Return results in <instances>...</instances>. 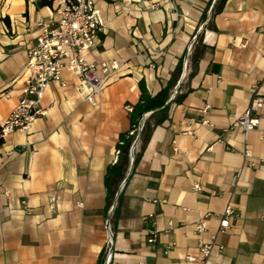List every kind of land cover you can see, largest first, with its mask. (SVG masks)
<instances>
[{
    "label": "crops",
    "instance_id": "crops-1",
    "mask_svg": "<svg viewBox=\"0 0 264 264\" xmlns=\"http://www.w3.org/2000/svg\"><path fill=\"white\" fill-rule=\"evenodd\" d=\"M38 1L0 0V126L22 97L36 24L58 19ZM92 1L104 31L86 58L105 63L109 81L93 107L78 78L63 73L65 87L51 82L44 93V114L3 139L0 264H97L109 246V264H200L184 259L199 258L227 203L235 214L205 264H264V107L258 128L244 135L236 124L264 96V0H227L215 31L206 24L216 0ZM198 35L204 50L193 66ZM180 60L185 97L169 105L122 188L111 244L104 178L129 131L124 107L138 103L140 81L156 95Z\"/></svg>",
    "mask_w": 264,
    "mask_h": 264
},
{
    "label": "built area",
    "instance_id": "built-area-1",
    "mask_svg": "<svg viewBox=\"0 0 264 264\" xmlns=\"http://www.w3.org/2000/svg\"><path fill=\"white\" fill-rule=\"evenodd\" d=\"M55 12L58 15L56 21L42 20L36 24L38 33L35 43L26 53L27 61L23 71L25 81L22 97L9 117L1 124V139L15 131H28L31 123L44 114L41 108L44 93L51 82H56L61 87H65L66 83L62 78L63 73L78 78L77 90L84 92V101L93 107L97 106V97L109 81L107 65L105 63L96 65L86 58L87 53L95 49L100 43V37L104 31L103 22L95 9L93 1L56 0ZM191 52L192 49L189 46L186 55H190ZM186 64V61H184L183 70L186 68ZM110 68L115 69L116 66L112 64ZM177 95H179L178 84L172 89L168 102L174 100ZM261 107H264V96L254 95L251 98L249 109L237 118L236 124L242 128L244 135L258 128L259 119L255 116V112ZM124 109L128 113L132 112V107L128 105ZM145 117L146 114L138 126L129 132L130 136H134L132 145L137 141L138 146ZM202 124H205V122ZM189 134L192 133L189 132ZM118 155L119 151L116 150L115 158ZM248 157L249 152L245 147L244 158ZM194 190H199V186L194 185ZM234 214L231 203H227L220 215L216 232L208 242L203 243L198 249L199 258L187 255L184 260L189 263L205 264L210 255L219 248L217 237L229 229L228 219ZM151 218V215L147 216V219ZM195 229L198 233L204 232L206 229L205 222L203 220L199 221L195 225ZM148 242H154L153 232L149 234ZM111 257L112 253L109 246L107 247L104 264H109Z\"/></svg>",
    "mask_w": 264,
    "mask_h": 264
},
{
    "label": "trees",
    "instance_id": "trees-1",
    "mask_svg": "<svg viewBox=\"0 0 264 264\" xmlns=\"http://www.w3.org/2000/svg\"><path fill=\"white\" fill-rule=\"evenodd\" d=\"M53 0H39L37 2L38 8H51ZM227 0H216L214 5L211 8V17L207 22L206 27L209 30L215 31V26L212 22L214 16L219 14ZM206 20V13L203 14V21ZM3 21L8 23V18H4ZM204 50V46L202 45L201 36L196 37V46L195 51L192 57V63H194L197 59L200 58L202 52ZM182 72V60H180L174 69L169 81L167 84L154 96H151L145 87L143 81L138 83V88L140 91V98L136 105L132 107V112L129 114V131L127 133L121 134L119 136V143L117 144V150L119 151V155L117 157L116 162L113 165H109L106 168L104 184L107 191V207L110 208L115 197V194L124 180L129 164H130V148L134 141V136H130L129 132L135 129L140 121L142 120L145 114L150 113V116L143 121L142 130L139 135L138 142V151L134 153V161L133 166L135 167L138 163V160L146 147L149 138L151 136L152 130L161 126L163 122L167 119L169 105L171 103L180 104L185 97V94H179L175 97L174 100L168 102L170 93L172 89L176 86L180 75ZM193 73V71H192ZM191 73V75H192ZM1 130V129H0ZM4 141L0 138V147L3 145ZM120 197V196H119ZM118 197V199H119ZM117 199V200H118ZM107 249L102 250L98 256L97 264H104L106 257Z\"/></svg>",
    "mask_w": 264,
    "mask_h": 264
},
{
    "label": "water",
    "instance_id": "water-1",
    "mask_svg": "<svg viewBox=\"0 0 264 264\" xmlns=\"http://www.w3.org/2000/svg\"><path fill=\"white\" fill-rule=\"evenodd\" d=\"M210 13H211V9H210ZM136 146H137V141L132 145V147H131V149H130V164H129V168H128V171H127V174H126L124 180H123L122 183L120 184V186H119V188H118V190H117V192H116V194H115V197H114V199H113V203H112V206H111V208H110V211H109V214H108V218H107V221H106V228H107V230H108L109 240H110V243H111V244H112V234H111L110 226H109V224H110V219H111V215H112V212H113V210H114V208H115V206H116V202H117V199H118V197H119V194H120L122 188L124 187L125 183L128 181V179H129V177L131 176V173H132V171H133V168H134V166H133V161H134V150H135ZM110 251H111V253H112V249H111V247H110Z\"/></svg>",
    "mask_w": 264,
    "mask_h": 264
},
{
    "label": "rangeland",
    "instance_id": "rangeland-1",
    "mask_svg": "<svg viewBox=\"0 0 264 264\" xmlns=\"http://www.w3.org/2000/svg\"><path fill=\"white\" fill-rule=\"evenodd\" d=\"M52 7H56V0H53V1H52L51 8H52ZM51 8H50V9H51Z\"/></svg>",
    "mask_w": 264,
    "mask_h": 264
}]
</instances>
